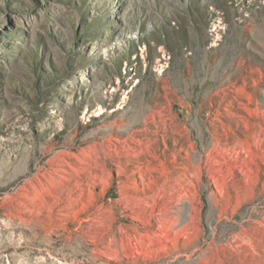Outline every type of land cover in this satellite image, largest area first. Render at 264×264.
Listing matches in <instances>:
<instances>
[{
  "label": "rangeland",
  "instance_id": "rangeland-1",
  "mask_svg": "<svg viewBox=\"0 0 264 264\" xmlns=\"http://www.w3.org/2000/svg\"><path fill=\"white\" fill-rule=\"evenodd\" d=\"M0 264H264V0H0Z\"/></svg>",
  "mask_w": 264,
  "mask_h": 264
},
{
  "label": "bare ground",
  "instance_id": "bare-ground-1",
  "mask_svg": "<svg viewBox=\"0 0 264 264\" xmlns=\"http://www.w3.org/2000/svg\"><path fill=\"white\" fill-rule=\"evenodd\" d=\"M150 108L149 107H145V108H143L142 110H141V112H140V115H145V113L147 112L148 113V110H149ZM152 110V109H151ZM138 116V115H137ZM143 118V117H142ZM147 119V118H146ZM143 122V121H142ZM141 121H137V117H135V119H133V121H132V124L130 125V127L128 126L127 128H129L130 129V131L129 132H127V133H125V134H128V135H136L137 134V131L136 130H134V128H136V127H142V126H148V124L144 121L143 123H142ZM149 127V126H148ZM149 129V128H148ZM126 131V130H125ZM148 131V130H147ZM145 133H147V132H145ZM131 136V137H132ZM130 138V137H129ZM128 138V139H129ZM129 140H131V139H129Z\"/></svg>",
  "mask_w": 264,
  "mask_h": 264
}]
</instances>
